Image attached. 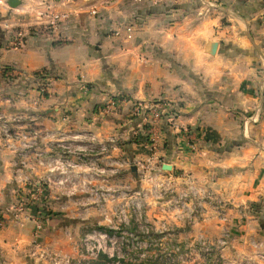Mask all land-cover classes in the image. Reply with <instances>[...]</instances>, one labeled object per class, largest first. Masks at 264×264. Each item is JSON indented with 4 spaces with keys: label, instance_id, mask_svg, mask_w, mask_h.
<instances>
[{
    "label": "crops",
    "instance_id": "obj_1",
    "mask_svg": "<svg viewBox=\"0 0 264 264\" xmlns=\"http://www.w3.org/2000/svg\"><path fill=\"white\" fill-rule=\"evenodd\" d=\"M155 101L160 119L133 113ZM0 112L39 130L24 156L0 146V264H53L35 243L76 264L75 235L138 216L154 235L229 233L225 264H264V0H0ZM152 131L157 179L212 189L222 217L203 205L168 233V201L132 194L150 189L137 161Z\"/></svg>",
    "mask_w": 264,
    "mask_h": 264
},
{
    "label": "rangeland",
    "instance_id": "obj_2",
    "mask_svg": "<svg viewBox=\"0 0 264 264\" xmlns=\"http://www.w3.org/2000/svg\"><path fill=\"white\" fill-rule=\"evenodd\" d=\"M142 1L147 3V0ZM144 9H147V7ZM131 18L134 19L135 17L132 16ZM23 181H26L27 186L29 182L31 183L27 174L23 175ZM159 182H161V179H157L156 183ZM147 183L149 184L147 187H150V189H143L145 195L168 201L165 211L171 217L169 225L166 226L168 233H171L172 229L175 230L177 227L189 230L194 222V216L203 212L205 207L203 205L212 206L213 208L211 209L215 210L220 216L224 213L225 207L214 191L208 187H201L197 181L190 177L183 179L177 184L167 182L162 186H158L155 183L156 187H153L151 182L147 181ZM34 190L36 191V189ZM32 193L31 190L26 193L19 192L18 194L21 196L16 195L18 197L15 203H19L21 199L23 201L31 199ZM143 209L142 206L140 210ZM244 212L246 213V211H242L243 217ZM176 223H179L180 226H177ZM154 227L155 223L145 217L127 221L104 220L100 224L97 222L96 224L89 225L84 233L81 234L79 232V235H75V238H78L76 239L78 256L73 260H75L76 264H225V258L222 256L221 250L229 243V239L232 238L229 233L222 234L212 242L204 237L194 238L187 236L178 238L174 234L154 235L152 233ZM95 229L107 233L110 238L115 237L113 243L107 240V248L93 254L90 250L79 247V240L82 235ZM124 230H129L133 235L125 233L123 238H121L119 232ZM145 231H147V234L144 233ZM66 237L69 240L72 236ZM257 243L261 244L263 242L255 240L254 244L257 245ZM48 248L51 252H57L50 247ZM68 257L71 262L72 257L69 255Z\"/></svg>",
    "mask_w": 264,
    "mask_h": 264
},
{
    "label": "built area",
    "instance_id": "obj_3",
    "mask_svg": "<svg viewBox=\"0 0 264 264\" xmlns=\"http://www.w3.org/2000/svg\"><path fill=\"white\" fill-rule=\"evenodd\" d=\"M22 43L23 35L19 33L17 39H14L13 41V45L14 47H17L19 45H22ZM41 89L44 90V86H42ZM106 111L107 107H101V113H105ZM165 111L166 110L164 109L163 104L158 101L152 102L148 105H142L139 103L133 104V113L145 114L144 116H148L153 119H160ZM25 118L26 117L22 113H15L13 117L7 118L2 112H0V146L9 147L16 151V153L20 156H24L31 149L35 148L37 146V138L39 137V130L36 126L30 124L21 125V122ZM148 140L150 149L149 158L145 161H137L139 180L151 182L153 187H156V184H158V186H162L166 183L162 180L161 182L156 183L158 172L155 168V165L152 164V162L156 158V153L160 146L159 135L152 131L149 133ZM16 142H18L17 146L15 145ZM143 192L144 191L142 189L141 191H134L132 192V194H136L138 198H143L145 196ZM30 200V198L24 201L23 199H21L19 203L13 204L11 208L14 215L20 214L26 207V205L30 202ZM134 207H136L138 211H140L142 204H136V206ZM140 218L141 216H138L137 219ZM3 225L4 220L0 217V227ZM119 233L121 235V238H123V235L125 233L133 235V233H131L129 230H124ZM144 233L147 234V231H145ZM114 237L110 238L108 237L107 233L97 231V229H95L82 235L79 240V247L90 250L93 254H96L108 247L107 240L113 243ZM29 253L32 256L41 255L43 257L49 258V260H51L53 264H69L70 262V258L68 257V255L58 252H51L48 247H41L38 245V243H35V245L30 248Z\"/></svg>",
    "mask_w": 264,
    "mask_h": 264
},
{
    "label": "water",
    "instance_id": "obj_4",
    "mask_svg": "<svg viewBox=\"0 0 264 264\" xmlns=\"http://www.w3.org/2000/svg\"><path fill=\"white\" fill-rule=\"evenodd\" d=\"M7 4L10 6V7H16L17 5L20 4V0H7ZM171 166L170 165H163V169H170ZM131 170L132 171H135L136 170V166L135 165H132L131 166Z\"/></svg>",
    "mask_w": 264,
    "mask_h": 264
}]
</instances>
